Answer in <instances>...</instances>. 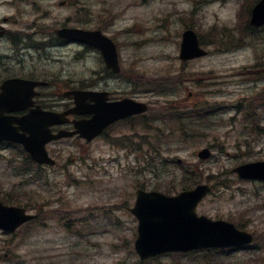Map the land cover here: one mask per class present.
I'll return each mask as SVG.
<instances>
[{"label": "rangeland", "instance_id": "rangeland-1", "mask_svg": "<svg viewBox=\"0 0 264 264\" xmlns=\"http://www.w3.org/2000/svg\"><path fill=\"white\" fill-rule=\"evenodd\" d=\"M63 1L66 4L60 5ZM83 1L91 3L88 15L79 12ZM227 3L211 0H0L3 21L4 17L8 21L18 14L5 24L12 36L33 37L36 43H46L47 34L63 24L101 29L117 42L120 66L118 74L106 68L97 48L81 53L85 50L79 51V44L55 43L46 53L35 49L19 50L21 54H16L8 39H3L0 40V80L5 76L38 79L41 95L37 96V101L42 98L48 105L66 100L61 95L68 88L92 85L114 94L135 92L127 76L140 86L151 80H172L173 85L162 90L164 94L136 92L152 104L149 115L155 109L210 104L207 100L223 103V106L235 105L245 96L264 91V30L246 35L245 45L238 49L217 52L218 45L207 44L211 52L207 57L187 64L179 59V40L188 24L202 35L215 31L216 26L227 27L238 34L241 21L237 11L241 0ZM192 14L194 18L190 17ZM179 70L181 76L176 75ZM197 74L206 77L203 82L209 84L208 87L201 86L197 81L200 78H194ZM233 114L235 110L231 107L224 114L223 122L213 117L208 129L187 134V139H180L179 133L174 132L173 142L159 139L155 143L156 135L152 130L132 131L131 124L126 123L112 127L115 128L106 136L111 143L105 138L92 142L76 139L57 142L49 148L58 159L57 165L44 167L43 177H29L33 182L23 185L21 173L27 169L25 155L1 145L0 197L11 199L10 204L5 203L9 205L27 203L28 211L39 214L37 223L40 224L23 225V229L12 234L0 231V264H170L173 261L170 256L141 261L134 249L138 221L129 208L134 205L138 188L164 193L183 188L175 162L162 170L159 167L154 173L146 165L145 153L155 157L166 151L165 154L170 152L185 165H197L202 182L212 185L209 194L197 205L198 215L230 220L255 233L261 232L264 229V185L242 180L232 169L245 162L264 160V136L252 133L244 120H230ZM260 123L264 125V120ZM134 125L138 127L137 123ZM160 128L167 127L161 125ZM135 132L147 136L157 147L147 150ZM203 147L212 148L213 155L207 160L197 156V151ZM224 184L229 187H220ZM54 210L58 213H53ZM255 252L256 248H251L226 253L223 264H264L255 258Z\"/></svg>", "mask_w": 264, "mask_h": 264}, {"label": "water", "instance_id": "water-1", "mask_svg": "<svg viewBox=\"0 0 264 264\" xmlns=\"http://www.w3.org/2000/svg\"><path fill=\"white\" fill-rule=\"evenodd\" d=\"M252 23L262 25L264 23V1H262L254 10ZM71 38H78L82 31L72 29L65 31ZM85 36L83 35V39ZM95 41L106 44L108 51V61L116 64L117 54L116 47L110 39L101 36L100 32L95 33ZM193 33L186 34L185 43L182 50V58L205 54L206 52L198 48ZM110 65L111 64L109 62ZM22 81V80H17ZM13 80L6 87L3 98L0 101V140H12L24 144L25 148L30 152L31 157L39 162L54 163L45 150V144L54 137L48 130H44L41 122L51 123L47 117L40 119L31 118L30 115L21 119H12L5 117V111L13 110L11 107L16 103L17 97L11 93L19 92L18 84ZM24 82V81H22ZM22 95V94H21ZM24 96V95H22ZM87 97L82 96L80 99L84 102ZM107 113L104 114L102 120L109 122L114 119L112 113H119L121 116H127L135 112H142L147 109L144 104H136L132 101H123L121 105L111 111L106 107ZM14 122H18L20 127L13 126ZM22 129L30 132V136L19 132ZM89 139L92 136L83 133ZM204 158L210 155L208 149L200 152ZM257 165V164H256ZM254 165V166H256ZM252 167V165L247 166ZM242 176H262L264 174H256L254 171H247L243 168L239 169ZM209 186L198 187L189 192H183L178 196H165L159 192L146 193L139 191L136 206L132 208V212L139 219V237L136 241V249L142 258L149 257L168 251H187L197 248L230 246L234 244H243L250 242L252 237L245 232L239 231L236 227L226 221H211L206 217H198L195 208L199 200L205 195ZM31 218L25 213L23 208L8 207L0 203V226L14 229L20 224Z\"/></svg>", "mask_w": 264, "mask_h": 264}, {"label": "trees", "instance_id": "trees-1", "mask_svg": "<svg viewBox=\"0 0 264 264\" xmlns=\"http://www.w3.org/2000/svg\"><path fill=\"white\" fill-rule=\"evenodd\" d=\"M249 35V30H245L242 33V36L240 38V43H244V36ZM225 46L228 49H231L233 47L238 46V43L235 41H229L226 42ZM149 87H155V86H161L159 81H153L150 82L148 85ZM254 103L251 102L250 105L246 107L244 110V114L249 113V116L252 117V115L255 112V106H253ZM240 111H243V107L239 104L238 105ZM254 109V110H253ZM243 114V115H244ZM207 113H202L201 111H196L195 107H193L190 110H180L179 108H170L166 113H162L159 115L160 119L163 121L164 124L167 123V121L170 122L169 128L161 129V128H153L154 124V118L153 115L146 116L143 120L140 121L141 124H144L146 127V130H150L153 128L152 132L155 133L156 139H169V141H172V135L174 132L179 133L178 137L180 139H187V134L190 133H201L202 131L208 129L211 125L210 118L206 117ZM245 116V115H244ZM256 125V123H254ZM258 125V124H257ZM254 128V127H251ZM175 130V131H174ZM255 133H263L264 129L259 127H255L253 129V132ZM150 132V131H147ZM168 132V133H167ZM144 141L146 145L150 147V145L153 146L155 149V144H152L151 141L147 139V136L144 137ZM19 152L24 154V151L19 148ZM163 154V153H162ZM26 159L29 160L27 157ZM25 159V161H26ZM175 159V158H174ZM31 163V162H30ZM169 163L168 158L162 159V166L166 167ZM180 166V165H179ZM26 171L22 172L23 177L26 180H29V177L39 178L42 177L43 168L40 165L30 166L29 164H26ZM181 174H180V182L183 183V186H191L193 183H198L201 181V175L197 172V168L192 165H181ZM34 172V173H33ZM28 174V175H27ZM224 186V185H223ZM227 186V185H226ZM184 188V187H183ZM6 201V200H5ZM25 206H28L26 203ZM53 213H58V211H52ZM259 236L260 242H264V229L261 232L257 233ZM259 251L256 252L255 258H258L259 261L264 262V252H263V246L261 244H258ZM229 250L224 249H207V250H199L194 252H188V253H169L166 254L163 257L170 256L173 261L170 264H223V260L225 258L226 253H229ZM160 257H155L154 260L158 259Z\"/></svg>", "mask_w": 264, "mask_h": 264}, {"label": "flooded vegetation", "instance_id": "flooded-vegetation-1", "mask_svg": "<svg viewBox=\"0 0 264 264\" xmlns=\"http://www.w3.org/2000/svg\"><path fill=\"white\" fill-rule=\"evenodd\" d=\"M4 20H7V18L6 17H4ZM9 20V19H8ZM0 83H1V81H0ZM121 96H123L122 94H115V96L113 97V98H110V99H112V100H117V99H119ZM121 99V98H120ZM62 108H64V106H61ZM19 114H24L23 112L22 113H19ZM72 121V120H71ZM70 121V122H71ZM63 127H65V128H72V124H67V125H65V126H63ZM60 128H61V126H60ZM59 127L57 128V127H55L54 128V130H58V129H60Z\"/></svg>", "mask_w": 264, "mask_h": 264}, {"label": "bare ground", "instance_id": "bare-ground-1", "mask_svg": "<svg viewBox=\"0 0 264 264\" xmlns=\"http://www.w3.org/2000/svg\"><path fill=\"white\" fill-rule=\"evenodd\" d=\"M246 36H244V38H245ZM245 40V39H244ZM237 47V46H236ZM236 47H233V48H231V49H235Z\"/></svg>", "mask_w": 264, "mask_h": 264}]
</instances>
